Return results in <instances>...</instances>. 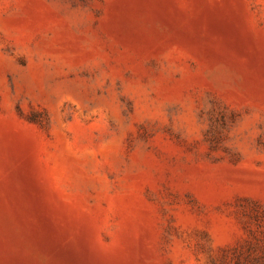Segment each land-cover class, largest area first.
<instances>
[{
	"label": "rangeland",
	"instance_id": "1",
	"mask_svg": "<svg viewBox=\"0 0 264 264\" xmlns=\"http://www.w3.org/2000/svg\"><path fill=\"white\" fill-rule=\"evenodd\" d=\"M0 264H264V0H0Z\"/></svg>",
	"mask_w": 264,
	"mask_h": 264
}]
</instances>
